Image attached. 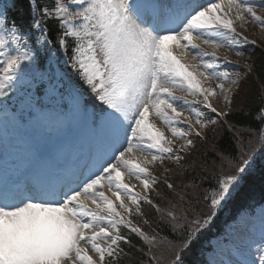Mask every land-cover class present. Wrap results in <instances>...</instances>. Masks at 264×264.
I'll use <instances>...</instances> for the list:
<instances>
[{"label":"snow or ice","instance_id":"snow-or-ice-1","mask_svg":"<svg viewBox=\"0 0 264 264\" xmlns=\"http://www.w3.org/2000/svg\"><path fill=\"white\" fill-rule=\"evenodd\" d=\"M28 6L25 24L9 14L14 2L0 4V264H121L133 257L134 264H264V103L255 114L237 109L240 120L252 115L258 129L229 119L253 66L229 68L232 61L217 54L225 48L243 57L244 46L255 44L236 24L264 30L257 13L264 0H28ZM188 55L193 63L182 62ZM260 88L264 100V82ZM150 113L173 139L149 121ZM209 130L231 139L230 150L218 153L221 170L205 190L203 209L183 194L170 207L154 202L155 185L172 191L175 185L149 165L158 163L165 175L171 171L165 160L183 167L194 138L208 139ZM176 140L184 143L174 148ZM135 152L146 155L138 160ZM257 181L259 212L205 247L218 214L247 198ZM123 198L149 230L133 220ZM141 202L155 209L157 221Z\"/></svg>","mask_w":264,"mask_h":264},{"label":"trees","instance_id":"trees-1","mask_svg":"<svg viewBox=\"0 0 264 264\" xmlns=\"http://www.w3.org/2000/svg\"><path fill=\"white\" fill-rule=\"evenodd\" d=\"M2 4L15 3L16 10H10V16L15 17L17 23H27L29 20V6L28 0H1ZM41 4L51 3V0H39ZM21 16L23 20H21ZM51 37L55 40V29L50 22L49 24ZM243 51L245 55L242 57L245 62L251 63L253 66L252 72L247 77V82L243 84L239 96L236 98V103L233 104L234 113L229 119L233 122L247 123L253 129H258L260 124L252 118V115L240 120L241 113L237 110L239 107H243L249 110L251 114H255L260 108L264 100L260 98L261 88L260 85L264 82V44L256 42L255 44H248L244 46ZM241 70L245 69V66L240 67ZM195 139V148L191 151V154L182 161L183 167L178 165L164 162V167L171 171L165 175L160 165L157 168L160 173L164 175V179H169L175 185V191L169 190L163 183L155 185L157 192L151 193L154 198V202L159 203L162 207H170L171 203H179L180 196L183 194L185 200H191L192 208L203 209L204 201L203 196L205 190H210L215 183V176L220 173L221 161L218 157V153L221 151L230 150L231 136L228 133L221 135L217 132L215 135L209 130L208 139L201 141ZM177 148V147H174ZM160 180V181H163ZM195 185V187H193ZM247 191V189H246ZM159 193V195L157 194ZM262 189L259 181L255 183L252 191L248 193L247 198L241 197L233 202L226 210L221 211L218 214L211 230L205 234L202 243L205 247L210 246L208 241L211 236L220 234L221 226L227 220H230L241 209H252L253 206L258 205L261 201ZM144 213L150 221H157L158 214L155 209L141 202ZM251 206V207H250ZM135 214V213H134ZM135 221H139L141 226L147 231L149 225L145 224L144 217L136 216L133 218ZM157 224L152 223L151 228H156ZM123 231H127L123 229ZM133 243L136 240L133 239ZM127 247V246H125ZM135 257L129 261L127 258L121 262V264H134Z\"/></svg>","mask_w":264,"mask_h":264},{"label":"rangeland","instance_id":"rangeland-1","mask_svg":"<svg viewBox=\"0 0 264 264\" xmlns=\"http://www.w3.org/2000/svg\"><path fill=\"white\" fill-rule=\"evenodd\" d=\"M257 13L259 15H262L264 16V10H260V9H257ZM236 28H237V32H240L242 33L244 36H246L248 38L249 41H255V42H258V43H261V44H264V30H261L257 25L255 24H252V23H249L247 25V28L246 30L241 28L239 26V22H237L236 24ZM197 43H199L197 41ZM201 47H205L204 45H201ZM217 54L220 56V57H224V56H227L228 59L230 61H232V64H229L228 67H239L240 65H246V62L243 60L242 57H238L235 55V52L233 51H228L226 50L225 48H220V49H217ZM182 62H185V63H193V60H192V56L191 55H188L186 57H184V59L182 60ZM228 85L225 84V87H227ZM175 95L177 96H180V97H184L190 101H192L193 103H195L194 99L190 96H188L185 92L183 91H180V90H175ZM149 121L151 123L154 124V126L159 129L160 131L164 132L165 136L169 139H173L172 136H171V132L169 131V127L167 125H165L159 117L153 115L150 113V116H149ZM193 123H194V118H193ZM22 134V133H21ZM184 141L182 140H176L175 143L173 145L179 147L181 144H183ZM11 151V150H10ZM14 155V154H13ZM134 155L137 157L138 160L140 159H143L145 157V153H140V152H135ZM148 159H151V156L148 155L147 156ZM167 161V164L169 163H172V164H175L174 161H169V160H165ZM150 167V170L152 171L153 175H156V171H157V164L155 165H149ZM131 180V185H134V191L135 192H138L140 193L141 195L144 194V191H143V187L140 183H138V181H135L134 179L130 178ZM106 195L112 199L113 201H115V197H113L111 195V192L108 191V193H106ZM124 199V202L125 204H128L130 207H132V209L135 211V207L132 206L130 204V201L127 200V198H123ZM118 204L119 202H116V205H117V210L120 211L123 215L125 214V212L122 210V209H119L118 207ZM245 215L242 214L238 219L240 218H243ZM236 222V221H235ZM231 223L229 225L226 226L225 228V231H227V229L229 228V226L231 225H234V223ZM223 232V233H224ZM219 237H216L214 238L213 240H211V244H215V241L216 239H218ZM90 247V246H89ZM89 255H92L94 259H98V257L96 256V254L92 253L90 250H89Z\"/></svg>","mask_w":264,"mask_h":264},{"label":"bare ground","instance_id":"bare-ground-1","mask_svg":"<svg viewBox=\"0 0 264 264\" xmlns=\"http://www.w3.org/2000/svg\"><path fill=\"white\" fill-rule=\"evenodd\" d=\"M13 154H14V153H12V152L10 151V158H12V156H14V155H15V154H14V155H13ZM130 180H131L130 178H127V179H126V182H128V183H130V184H131V181H130ZM135 181H136V180H135ZM138 183H139V182H138ZM104 191H105V194H106V193H108V191H107V189H106V188L104 189Z\"/></svg>","mask_w":264,"mask_h":264}]
</instances>
